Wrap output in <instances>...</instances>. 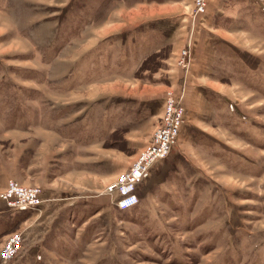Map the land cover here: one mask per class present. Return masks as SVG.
<instances>
[{
	"label": "rangeland",
	"instance_id": "374dc122",
	"mask_svg": "<svg viewBox=\"0 0 264 264\" xmlns=\"http://www.w3.org/2000/svg\"><path fill=\"white\" fill-rule=\"evenodd\" d=\"M139 2L0 0V192L21 174L72 202L27 252L32 211L4 206L23 242L0 264H264V0H206L203 13L152 0L160 19ZM169 91L185 108L183 160L155 163L140 202L119 209L106 191Z\"/></svg>",
	"mask_w": 264,
	"mask_h": 264
},
{
	"label": "built area",
	"instance_id": "2783aa9c",
	"mask_svg": "<svg viewBox=\"0 0 264 264\" xmlns=\"http://www.w3.org/2000/svg\"><path fill=\"white\" fill-rule=\"evenodd\" d=\"M196 5L202 13L206 11V0H196ZM191 59L192 53L189 48H185L181 51L179 65L185 68ZM165 101L163 118L154 131L153 139L144 147L132 166L121 173L116 182L111 184L106 191L119 196L120 200L117 203L119 209L126 210L136 206L139 202L136 192L138 185L149 176L155 163L166 159L181 134L180 130L185 118V108L181 103V97L173 91H169ZM6 184V188L0 193V198L6 203L9 210L26 212V210H33L41 205L42 189L38 186L23 185L13 178H9ZM22 242L21 232H13L8 235L0 250V258L3 263L10 262L18 255L22 248Z\"/></svg>",
	"mask_w": 264,
	"mask_h": 264
},
{
	"label": "crops",
	"instance_id": "0c3cea01",
	"mask_svg": "<svg viewBox=\"0 0 264 264\" xmlns=\"http://www.w3.org/2000/svg\"><path fill=\"white\" fill-rule=\"evenodd\" d=\"M153 4H154V2H152V0H149L147 2L140 0V2L135 6V7H138V8H135V10L136 9H144L145 12L144 13L138 12L139 10H137L136 14H139L141 16H143V15H145V16L147 15L150 17L154 16L157 19H160L163 16H165L164 9L161 8L163 5H160V4L153 5ZM147 8H149V10ZM194 20L196 21L199 19L196 17ZM166 26H168V25H166ZM194 32H196L194 34L195 38L191 37V40H192L191 48L192 49H193V46L195 45V39L200 37L199 31L198 32L194 31ZM179 35L184 37V38L185 37L187 38L188 32L180 31ZM193 38H194V41H193ZM197 47L198 46L196 45L195 51H197ZM185 136L186 135L184 134V132L181 131V136L179 138L180 141H179V144L175 147L176 149L171 153V155L168 158H166V160L158 162V163L182 162L183 158L181 157L182 156L181 154L183 153V151H185V147H184V140L186 138ZM17 177L21 181V183H23L24 185L27 184V185L31 186V184H33L32 181H30L29 179H24V176L21 174H19V176H17ZM6 186H7V184H6ZM6 186L3 188V190L6 188ZM149 187H150V180H147L146 183L144 184V186L139 190V193H137L138 196L140 197L142 194L147 192L149 190ZM50 191H52V190H50ZM41 199H42L41 205L36 209L26 210V212H28V211H32V212L27 214V216L21 221V227H23V231H24L23 250L26 252H27V249H31V247L34 245L33 242L36 241V239H38V237H39V232L42 231L43 226L40 228L39 224L40 223L45 224V222L49 223L50 221H53L54 218L58 217L59 215H64L63 210L72 204V202H70L67 199L61 198L60 196L51 197L50 194L44 193V192L41 193ZM2 202H4V201L3 200L0 201V250H1L2 240L5 239L9 235V234H7V232H8L7 230L11 229L14 226L13 221H14V223L16 222V216H13L11 214L10 215H2L1 210L3 211L4 206L6 209H8L6 203L4 202L5 204L3 205ZM139 202H140V200H139ZM35 210H37V211H35ZM26 212H17V213H26ZM46 225H48V224H46ZM35 244H37V243H35Z\"/></svg>",
	"mask_w": 264,
	"mask_h": 264
}]
</instances>
